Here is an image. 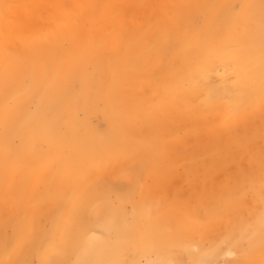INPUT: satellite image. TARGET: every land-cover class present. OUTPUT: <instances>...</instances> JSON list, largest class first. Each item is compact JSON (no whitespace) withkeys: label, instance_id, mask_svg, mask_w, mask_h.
I'll list each match as a JSON object with an SVG mask.
<instances>
[{"label":"bare ground","instance_id":"6f19581e","mask_svg":"<svg viewBox=\"0 0 264 264\" xmlns=\"http://www.w3.org/2000/svg\"><path fill=\"white\" fill-rule=\"evenodd\" d=\"M162 1L0 0V264H264V0Z\"/></svg>","mask_w":264,"mask_h":264},{"label":"rangeland","instance_id":"374dc122","mask_svg":"<svg viewBox=\"0 0 264 264\" xmlns=\"http://www.w3.org/2000/svg\"><path fill=\"white\" fill-rule=\"evenodd\" d=\"M183 4H184V2L181 1V0H168V2H166L165 0H163L161 2V6H165L164 7V11L167 10V14H168V16H170V21H172V15L174 13H177L178 12L177 9H181V10L183 9V7H184ZM236 8L239 9L240 8V5L239 4H236ZM198 21L201 23L203 21V17L202 16H199L198 17ZM22 39H24V38L23 37H20L19 40H22ZM17 41H18V39H17ZM27 41H28V39L26 40V42ZM63 43H64V41L62 42V44ZM63 47H64V49L70 51L71 53H74L73 51L75 49H74V47H73L72 44H69L68 42H65L64 45H63ZM237 76H238L237 68H236V66H233V68L229 72H226V73H224L223 70L216 71L213 74V76H212L211 82L212 83H215V84H218V85H223L224 84V86H226V85H229V84L234 83L237 80ZM31 107H33V105ZM231 167H232V164L228 165V167H226L225 169L228 170V171H230L231 170ZM185 170H186L185 164H183L182 162L180 164L178 162V164L176 166V169L174 171V174L172 175V179H173L174 185H176L177 187H179L178 188V191L179 192H181V191L183 192L185 190V185L189 183L188 180L183 179L182 176H181V173L183 171H185ZM186 175H188V171H186ZM222 176H223V173L221 172V176L220 177H222ZM46 224H48V223H46ZM7 231H8L7 233L10 234V230L8 229ZM232 259H230V260H232ZM32 263L33 264H37V259L35 257L33 258ZM143 263H144V260H143ZM216 264H228V261L226 259H220Z\"/></svg>","mask_w":264,"mask_h":264}]
</instances>
